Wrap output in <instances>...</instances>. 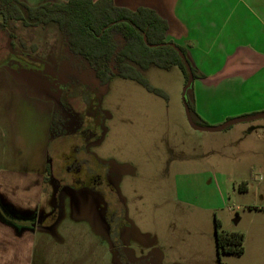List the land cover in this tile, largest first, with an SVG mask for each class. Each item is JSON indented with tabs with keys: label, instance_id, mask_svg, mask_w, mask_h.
<instances>
[{
	"label": "rangeland",
	"instance_id": "374dc122",
	"mask_svg": "<svg viewBox=\"0 0 264 264\" xmlns=\"http://www.w3.org/2000/svg\"><path fill=\"white\" fill-rule=\"evenodd\" d=\"M7 30L0 29V167L26 174L45 171L48 164L46 202L56 205L57 196L54 214L58 220L65 214L58 227L64 239L53 236V241L59 250L68 248L71 232L79 235L76 229L82 228L93 239L95 253L73 264H113L102 220L105 204L96 196L114 190L109 179L136 228L129 230L127 248L138 259L151 255L153 264H247L242 255H219L217 220L218 232L247 234V255L262 250L257 235L264 229V137L253 133L238 143L239 134L226 129L192 127L181 96L185 77L176 65L140 69L166 96L115 75L97 103L88 84V94L79 87L84 76L61 58L56 24L26 27L10 21ZM11 40L19 56L37 64V74L15 79L3 67ZM44 72L59 73L65 81H44ZM20 179L35 182L34 177ZM81 193H91L95 201H80ZM40 256L36 264L44 263Z\"/></svg>",
	"mask_w": 264,
	"mask_h": 264
},
{
	"label": "crops",
	"instance_id": "0c3cea01",
	"mask_svg": "<svg viewBox=\"0 0 264 264\" xmlns=\"http://www.w3.org/2000/svg\"><path fill=\"white\" fill-rule=\"evenodd\" d=\"M23 1L38 6L69 0ZM114 3L132 10L151 8L167 20V39L184 47L192 65L204 75L194 80L192 96L198 115L207 123L219 125L231 118L264 113V0H114ZM226 130L239 134L238 143L253 133L262 138L264 118L240 122ZM44 169L20 174L0 167V264H36L40 253L43 264H48V259H56L55 264H73L79 257L87 261L83 257L93 255L94 249L90 250L93 239L87 229H76L79 235L72 231L70 246L63 250L53 241V236L59 241L64 239L58 235V227L65 214L61 212L58 220L54 201L46 202L48 164ZM21 177H34V185ZM209 181L212 179L206 182ZM91 193L89 196L81 193L80 201L88 198L95 201ZM82 203L79 208L85 204ZM260 230L262 234L257 237L262 250L248 256L244 243L240 259H246L247 264H264V229ZM40 232H43L41 239ZM242 233L246 239L247 234ZM108 246L113 254L109 243ZM113 264H117L115 259Z\"/></svg>",
	"mask_w": 264,
	"mask_h": 264
},
{
	"label": "trees",
	"instance_id": "16d2710c",
	"mask_svg": "<svg viewBox=\"0 0 264 264\" xmlns=\"http://www.w3.org/2000/svg\"><path fill=\"white\" fill-rule=\"evenodd\" d=\"M10 21L22 22L26 27L56 24L61 33L60 56L84 76V83L79 85L84 87L83 92L91 88L94 94H101L112 77L119 75L124 79L137 81L150 92L166 96L163 90L152 86L140 71L151 65L162 69L176 65L181 69L185 82L189 76L178 51L168 44L175 42L167 39V20L151 8L140 7L132 10L117 6L114 0H69L62 3L47 2L38 6H30L23 0H0V29L7 32ZM13 44L11 40L10 52H16ZM176 46L186 55L194 78L204 77L192 65L187 50L178 44ZM47 68L50 70L49 66ZM53 74L65 81L61 74ZM192 91L193 84L186 97L194 122L200 126H210L198 115ZM108 166L110 167L107 169L119 168L117 165ZM109 182L114 186V190L110 192V197L115 195L113 201L108 200L106 195L100 196L99 192L97 195L105 201L103 221L116 262L148 264L146 261L149 259L136 260L127 249L126 232L135 230V227L126 216L124 200L120 197L114 181L109 179ZM57 202L56 196V212ZM216 228L219 255L220 251L242 255L245 235L239 231L218 232V220Z\"/></svg>",
	"mask_w": 264,
	"mask_h": 264
},
{
	"label": "flooded vegetation",
	"instance_id": "af4514ba",
	"mask_svg": "<svg viewBox=\"0 0 264 264\" xmlns=\"http://www.w3.org/2000/svg\"><path fill=\"white\" fill-rule=\"evenodd\" d=\"M33 60V59H32ZM37 64L34 62V61H30V60H27V59H24L23 57H21V56H19L18 54H17V52H10V54H9V57H8V59H7V62H6V64H4V68L8 71V73L12 76V77H14L15 79L17 78H19V77H21V76H32V75H35V74H37V70H38V68H37V66H36ZM18 67V68H17ZM56 73V72H55ZM63 76V75H62ZM42 78L44 79V81H47L48 79H52V80H56L57 82H60V81H63L62 79H60L59 77H56V76H54V74H51V75H48V73H46V72H44L43 74H42ZM64 78V77H63ZM64 80H65V78H64ZM83 92V91H82ZM94 92V91H93ZM84 94H88L87 92H83ZM61 95H63V94H61ZM96 95V99H97V103H98V101H99V96L101 95V94H98V93H96L95 94ZM64 103L68 106V108H69V102H68V99H66V100H64ZM99 107H98V104L96 105V106H93L92 107V109H91V111L93 112V114H94V112L95 111H93L94 109L95 110H97ZM69 111V114L71 115L72 113H73V110L74 109H68ZM88 113H91L90 111L88 112ZM97 113V112H96ZM95 113V114H96ZM72 117H73V115H71ZM118 166V165H117ZM119 167V166H118ZM117 169H120V167L119 168H117ZM120 195V194H119ZM98 196V195H97ZM99 197V196H98ZM108 197H110V194L107 196V199L108 200H110ZM121 197V196H120ZM122 198V197H121ZM103 202H104V204H105V201L103 200ZM105 209V208H104ZM135 227V226H134ZM134 232H136V228H135V230H133ZM109 235V234H108ZM128 236H129V230L126 232V245H127V240H128ZM110 238V237H109ZM111 242V241H110ZM112 248V247H111ZM128 249V248H127ZM112 251H113V249H112ZM133 256V255H132ZM134 257V256H133ZM136 260H142V259H149L148 261H146V262H148V264H151L152 263V256L151 255H149V256H147V257H143V258H141V259H138V258H136V257H134ZM153 264V263H152Z\"/></svg>",
	"mask_w": 264,
	"mask_h": 264
},
{
	"label": "water",
	"instance_id": "95a60500",
	"mask_svg": "<svg viewBox=\"0 0 264 264\" xmlns=\"http://www.w3.org/2000/svg\"><path fill=\"white\" fill-rule=\"evenodd\" d=\"M168 44L173 46L178 51L180 57L184 61V64L187 68V71L189 73L188 79H187V81L183 87L182 101H183V104L185 107V113H186L188 122L190 123V125L192 127H194L195 129L204 130V131H220V130L226 129L229 126H232V125L240 123V122H246V121L256 120L259 118H264V113H263V114H258V115H250V116H246V117L231 118V119H228L219 125H214V126L197 125L192 118V113H191L190 107H189L188 102H187V97H186L188 89L192 86V84L194 83V80H195L193 70H192V66L189 63L184 52L179 47H177L175 43L169 42ZM216 241H217V232H216Z\"/></svg>",
	"mask_w": 264,
	"mask_h": 264
}]
</instances>
